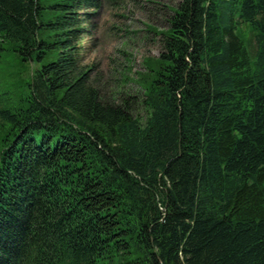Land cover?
<instances>
[{
  "label": "trees",
  "instance_id": "trees-1",
  "mask_svg": "<svg viewBox=\"0 0 264 264\" xmlns=\"http://www.w3.org/2000/svg\"><path fill=\"white\" fill-rule=\"evenodd\" d=\"M101 4L0 0V264H264V0H181L116 100Z\"/></svg>",
  "mask_w": 264,
  "mask_h": 264
},
{
  "label": "rangeland",
  "instance_id": "rangeland-1",
  "mask_svg": "<svg viewBox=\"0 0 264 264\" xmlns=\"http://www.w3.org/2000/svg\"><path fill=\"white\" fill-rule=\"evenodd\" d=\"M101 1L97 14L88 19L84 64L91 66L109 98L137 97L143 92L138 73L145 72V59L159 56L160 33L168 29L172 10L181 0Z\"/></svg>",
  "mask_w": 264,
  "mask_h": 264
}]
</instances>
